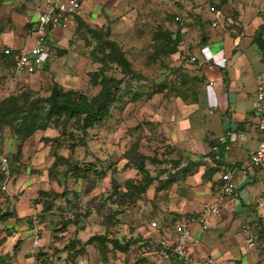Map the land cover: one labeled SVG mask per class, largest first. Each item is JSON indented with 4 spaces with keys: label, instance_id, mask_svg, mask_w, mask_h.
Returning <instances> with one entry per match:
<instances>
[{
    "label": "crops",
    "instance_id": "obj_1",
    "mask_svg": "<svg viewBox=\"0 0 264 264\" xmlns=\"http://www.w3.org/2000/svg\"><path fill=\"white\" fill-rule=\"evenodd\" d=\"M120 1L113 0V6ZM234 1L226 0L222 3L219 0L217 3L220 6H215L221 7L225 13L231 4L237 9ZM239 1L240 5H247L257 0ZM107 2L111 3L110 0H90L83 5L78 15L70 18L66 27H49L46 31V49L49 53L47 61L33 74L16 76L13 62L4 50L10 48L13 51H26L33 45L37 6L43 3L42 0H3L0 6L2 66H9L15 81H21L18 86H22V80H25L29 82L27 86L34 91L40 89L38 87L37 90L35 84H40V80L46 84L48 77L66 89L77 87L69 84L73 79L65 83L62 81L63 78L72 75V71H78L75 61L79 60L81 52L79 55V51L74 49L78 43L75 38L81 35L80 28L88 33L87 27L93 31L108 28L107 11L102 8L105 4L108 6ZM184 2L177 0L175 3L180 5ZM240 5L238 10L241 9ZM263 18L264 15L250 17V23L245 25L235 19L236 21H233L235 33L216 29L209 36L202 35L203 42L199 46L205 58L203 62L195 50L192 52L189 50L190 54L185 56L183 49L179 51L181 47H178L176 51L178 56L181 53L185 58H181L182 60H190L189 63H193L191 65L180 63L179 67L189 69L190 75L201 80L193 90L194 99L189 97L191 93L189 90L184 96L168 94V97H165L168 89L164 87L161 92L143 98L142 101L137 96L132 103L124 102L126 105L121 110L123 120L117 138L114 134L116 131L110 133V130L104 127L98 129L99 132L105 133V137L106 131L109 133L107 134L109 139L104 143L105 149H116L119 145L123 153L129 148L130 138L135 131L131 127L133 123L129 122L135 119L138 132L143 131V141L149 147L152 145V151L159 150L163 155V157L153 155L145 162V168L153 181L142 193L141 198L134 203V208L131 207L133 212L128 208L122 210L124 206L105 199L108 194L106 191L111 190L114 181L124 190L123 182H119L115 176L108 178L103 173L101 179L109 180L106 189L99 194L93 193L92 196H95L96 200L92 202L89 200V205L83 208L79 196L90 195L97 186L84 188V178L76 180L64 172V181L59 176L56 178L50 175L57 168L52 166L56 156L67 157L69 151L63 146L57 148L55 143L45 139L56 138L59 135L57 128L50 126L45 130L36 131L22 142L11 132L5 147H2L3 151L0 149L8 155L10 167H17L6 183V197L4 201H0V210L12 213L11 217L0 223L2 237L0 253L9 255L11 264H125V258L130 250L125 252L111 250L109 244L104 252L99 250L95 242L85 245L81 252H74V249L82 247L88 238L101 234L94 233L100 224L94 221L91 224L90 219L81 221L80 216L91 213L95 218L97 216L95 212L99 207L97 202L101 203L103 201L101 198L104 197L106 203L103 202L100 208L111 207L113 210L111 214H115L116 217L118 215L122 217L124 214L127 224H122L130 225L129 228L134 227L132 235L138 241L130 248H137L136 264H178L172 256L158 259L153 253L156 231L150 228V221L173 226L182 217L196 214L203 203L215 198L223 167L228 166L232 169L236 185V199L230 203L226 198H222L218 215L208 217L205 226L191 227L192 236L198 239V244H190L189 249L197 258L213 257L216 264H264V194L260 183L262 173L248 164L249 151L257 145L261 135L256 127L257 116L254 110L256 100L243 92L246 76L255 80L256 74L264 65ZM93 35L91 32V37L95 36ZM192 55L196 57L194 62L190 59ZM59 58L61 60H58ZM68 62L71 65H68ZM256 62L258 65L254 69L253 65ZM92 63L99 65L93 61L91 67ZM249 70L252 72L247 73ZM5 72L3 71L1 77L5 76L4 86L8 87L10 81L6 83L4 75L8 74L6 69ZM180 72L184 73L187 70L179 68L177 74H181ZM183 76L189 79L185 74ZM255 82L250 92L256 89ZM12 84L15 87L14 82ZM181 84L179 82L178 87ZM150 86L154 84L151 83ZM131 111L136 117L129 116ZM108 119L111 120V117ZM90 130L88 129V132ZM233 135H237L234 140ZM1 136H4L3 132ZM154 144L159 145V148ZM216 145L219 147L217 158L212 150ZM227 145L229 148L225 149ZM85 146L86 144L83 147ZM145 155L149 157V153L145 152ZM121 159L124 161L123 165L133 171L126 180L133 178L138 181L140 179L138 170L132 165H127L128 159L124 156ZM92 165L97 169L95 164ZM91 173L95 174L94 171ZM75 180L77 182H74ZM74 185H79V189H75ZM41 191L50 193L51 196L42 197ZM55 193L57 195L54 197ZM71 194L76 198H70ZM46 200L50 206L44 210L43 202ZM62 213L64 215L68 213L70 217L76 218L74 220L65 218L60 222ZM41 215H46L47 218L42 220ZM122 224H119V230L123 234H128L131 230L128 227L126 230ZM115 226L116 224L108 228V238L112 237ZM106 231L107 229L104 232ZM248 236L255 240L250 248L246 243ZM114 237L121 241L120 237L116 235ZM35 238H38L36 244ZM69 239L71 245L67 248ZM100 252L104 253L105 261Z\"/></svg>",
    "mask_w": 264,
    "mask_h": 264
},
{
    "label": "rangeland",
    "instance_id": "obj_2",
    "mask_svg": "<svg viewBox=\"0 0 264 264\" xmlns=\"http://www.w3.org/2000/svg\"><path fill=\"white\" fill-rule=\"evenodd\" d=\"M110 1L111 3L107 2L108 6L105 4L102 7L103 9L105 8L107 11L106 18L108 21L107 20L106 21L108 24L107 27L110 30L107 38L112 41H115L121 47L122 51L125 54V57L131 63L132 69L141 77L140 76L139 78L131 77L130 80L124 78L123 81L125 82L127 81V86L125 82L121 84L119 88L120 100L116 101L110 107L109 117H111V120L106 119L102 124L97 125L94 128H91V130L87 133V136L85 137L86 146L85 147L75 146L76 148L73 150L68 149L69 151L67 155H68V159L74 160L78 162V164L85 167H91L90 164H95V166L97 167L96 171L100 172V174L105 173L108 178L110 176H115L116 179L120 180L119 182H124L126 180V177H128V175L133 172L131 171L130 167H126L123 165L124 161L121 159V157L124 155L126 151H128L129 148L134 149V146L136 145L134 151L141 154H145V152L149 153V157L153 155L157 157L161 155L163 157V155L159 150L152 151L151 149L152 145L151 147H149L146 144V142L143 141L144 140L143 131L140 130L138 132L137 130L138 127H136L137 124L134 123L135 119L134 120L131 119L129 122V123H133L131 127L134 128L135 131L130 138L129 148L123 153L121 152L119 145H117L116 149L115 148H113L112 150L105 149L104 143L109 139L108 138L109 135H107L109 133L108 131H106V137H105L104 136L105 133L103 131L99 132L98 129L104 127L105 129L110 130V133H114V131H116L114 134L115 137L117 138L121 129V121L123 120V118L121 119L120 114L122 107L126 105V103H124L125 101H128V104L132 103V101H135L133 99L137 96L140 97V101H142L143 98L146 99L148 97H151V95H153L156 92H161L162 90L158 91V89L160 88L163 89V87H167L165 89L169 90L173 86V89L177 90L178 89L177 84L179 82L182 83V81H184L185 77L183 76V74H185L186 77H188L189 79L194 77L192 74L191 75L189 74L188 72L189 69L183 68L182 66L179 67L180 63H184V62L188 65L193 64V63H189L190 60L189 61L182 60L185 59L182 56L183 54L180 53L178 56L177 52L167 53V54L162 52L161 53L157 52V50H159L160 47L163 49V51L164 50L169 51L167 48L164 49L163 46L160 45V40H161L160 36L163 35L161 34V32L166 30L175 32L179 28H181L182 37L180 44L178 45V47H181L179 48V51L180 49H183V51L187 49L190 50L191 52L192 50H195V52L199 56L200 61L203 62L205 58L203 57L202 50L199 46L201 42V36L202 35L209 36V34L213 30H216L210 27L211 14L208 11V6H209L208 4L210 5L213 4L217 6H220V4L217 3V1L219 0H184L185 2L180 5H178L172 0H121L118 4H116V6H113L112 4L113 0ZM234 2L236 3L235 6L237 7V9L231 4V6L228 7L225 12L227 17L232 21L236 19L238 22L245 25L250 23L251 21L250 17H257V16L263 17L264 15V0L261 1L257 0L255 2H250L247 3V5L245 4L240 5L239 0ZM239 5L241 7V9H239L242 11L241 13L238 10ZM247 8L248 9L251 8V9L247 10ZM79 32H81V35L79 36V38L78 37L75 38L79 44L77 43L76 48H74L75 50L79 51V55L81 52V57L79 56L78 57L79 60L75 61V63H77L78 66V71L77 70L72 71L71 73L74 76L70 75L68 77H65L62 79V81L65 83L73 79V81L69 82V84L77 86L75 87L76 90L86 94L87 96H93L98 91L99 86L96 87L95 85L90 84L89 73H91V71L92 72L97 71L100 67V64L102 63V62L99 63L98 60L94 58L96 59V62L99 65L96 66L95 64L92 63L93 66L91 67V62L95 61L92 57L93 55L92 53L95 51L94 56H98L96 54V51H98L97 49L98 42L97 39L91 37V34L88 33L85 29L80 28ZM156 36L158 38H156ZM212 50H214L213 47ZM57 56H61V55H57ZM58 60H61V58H59ZM68 65L71 64L68 62ZM257 65L258 62L254 63L253 68L256 69ZM65 68H68V66H65ZM179 68L185 69L187 70V72L184 73L180 72L181 74H177ZM5 69L7 70L8 73V74H4L6 75V83L7 81L8 82L10 81V83L7 84L8 87L4 86L5 76L3 75L4 77H1L3 71L5 72ZM8 70H9V66L4 65L3 67L0 62V96L16 91L18 92L28 91L27 88L29 87L27 86V84H29V82L22 80V86L21 85L18 86V84H21V81L16 82L19 80L15 81V77H13V75H11L10 73V70L9 71ZM120 71L121 70L118 67H116L114 64L111 66H107V69L104 68V73L106 74L107 77L111 76L117 79L122 78V74ZM251 72L252 70L247 71V73H251ZM186 80L187 79L185 78V81ZM40 81H41L40 84L38 83L35 84L36 89L38 87H40V89L38 88L39 89V90L37 89L38 91H33L34 94H32L31 97H35L36 95L44 97L49 94V86L54 81L53 78L51 79L48 77L46 84L45 83L43 84V80ZM254 81L255 80L251 79L250 76H246L243 82L244 85L243 92H245L246 96H249L253 100H255L256 97L255 89L250 92V88L252 85H254ZM13 82L15 84V87H17L16 89L18 90L15 89L14 85L12 84ZM142 82L144 83L141 84ZM151 83H153L154 86H150ZM193 83H196V81L194 80ZM184 86L187 87L186 85ZM61 87L62 89H66V87L65 88L63 86ZM179 87H181V85ZM169 94L173 95L174 92L173 91L169 92ZM129 106H131V104ZM132 115L133 117H136L135 114H132L131 111L129 113V116L132 117ZM65 127H66L65 129H63V127L62 128L59 127L58 132H60L61 129H63L65 130V133L72 131L75 134L80 135V133L70 125H67ZM3 133L4 136L0 135V149L2 151H3L2 147H5V143L7 142V140H9V136L12 134L11 130L7 127L3 129ZM64 136L65 137L62 138L63 147L67 148L71 140L67 139L66 135ZM161 142L164 143V141ZM131 143L134 144L131 145ZM155 146L159 148V145H155ZM58 162L56 164L57 168L55 172L50 175L56 178L59 176L62 179V181H64L65 177L63 172H65L66 170V163L62 161H58ZM90 175H91L89 176L90 179H101L103 176V175L99 176L93 173H91ZM97 176L99 177L96 178ZM115 177H113L114 180H116ZM107 180L108 179H101L97 184L92 186V187L95 186L97 187L93 189L90 195L81 194L79 196L83 208L84 207L86 208L89 205V203L91 202L90 198H95V196H92L93 193L99 194L100 192L103 191V189H106V185H108L109 183V180L108 181ZM74 182L77 181L75 180ZM91 184L92 183H90V180L89 181L87 180L85 181V184H83V187L87 188L91 186ZM74 187L75 189H79V185H74ZM109 191L110 190L106 192L109 193ZM69 197L72 199L76 198L73 194L69 195ZM101 200H103V202L106 203L104 197ZM127 202L128 201L118 205L124 206L122 210L128 208L131 212H133L134 210L131 207L133 206L134 208L135 202L134 203H129V202L127 203ZM97 204H99V202H97ZM97 209L98 210L95 212L97 216L95 218H93L94 215L91 216V213L89 214L90 216L87 215L86 213L80 216L81 221L90 219L89 221L91 224L92 221H94V223L100 224V227H98L97 230L94 231L95 234H97V232L99 233L101 232V234H104L105 233L104 231L107 229L105 233V236H107L109 233L108 228L116 224L112 232L111 238H115L114 235H116L121 238V241L118 239L120 242H125L129 239L133 241L135 240V242L130 244V246L134 245V243L138 241L132 235L134 227L129 228L131 227L130 225L124 226L122 224V223H126V219H127L126 217H124V214L122 215V217L119 215L117 217L114 216L115 214H111L113 212L111 207L109 208L98 207ZM108 215L111 216V218H107L109 217ZM41 216H43L41 217V219L43 218L42 220H45L47 218L46 215L45 216L41 215ZM38 218H40V216ZM65 218L74 220L76 217H70L68 213L66 215L62 213L60 215V222L65 220ZM114 220H116L115 223ZM130 223L132 224V222ZM119 224H122L126 230L128 227L131 231L128 234H123V232L119 230V226H120ZM126 235L128 236L127 238ZM1 238L2 237H0V240ZM69 240L70 242L66 244L67 248H70L71 245V239ZM130 246L128 247V250H130L128 256L130 257L128 258V256H126L125 264H136L138 262V260L135 259L137 258L136 256L137 248L134 247L133 249H131ZM100 254L103 259L104 253L100 252Z\"/></svg>",
    "mask_w": 264,
    "mask_h": 264
},
{
    "label": "trees",
    "instance_id": "obj_3",
    "mask_svg": "<svg viewBox=\"0 0 264 264\" xmlns=\"http://www.w3.org/2000/svg\"><path fill=\"white\" fill-rule=\"evenodd\" d=\"M224 3L226 0H220ZM3 0H0V6ZM89 33H94V37L97 39V49L92 53L93 59L96 58L100 64V67L97 71L89 73V82L91 85L99 86L98 91L93 96H87L86 94L76 90L75 88L62 89V87L53 81L49 86V94L47 96L41 97L36 95L31 97L34 94V90L27 88L28 91L21 92H12L0 96V135L3 132L5 127L9 128L11 132L20 140L24 141L36 131L45 130L46 128L53 126L55 128L63 127L65 129L67 125L73 127L80 135L75 134L72 131L65 133V130L61 129L59 135L51 140L57 145V148L63 146V139L66 135V138L71 140L70 144L67 146V149H73L75 146H84L86 143L85 137L87 136L88 129L94 128L97 125H100L104 120L108 119L110 116V107L118 100H120L119 88L121 84L125 81L124 78L130 80L131 77L139 78L138 75L131 67V63L125 57L124 52L121 47L115 42L108 39L109 29H104L100 31H93L91 28L87 27ZM261 30V29H260ZM258 31V36L260 34ZM160 36V45L163 48H167L169 51H163L160 47L157 50L158 53H175L178 50V45L180 44L182 33L181 28L175 32L169 30L162 31ZM158 36V35H157ZM156 36V38H158ZM201 40L200 43H202ZM101 54V55H100ZM100 55V56H99ZM96 59H94L96 61ZM115 65L121 71L122 78L107 77L104 73V68L107 69V66ZM105 65V66H104ZM141 77V76H140ZM196 83H193V81ZM188 81V82H187ZM190 81V82H189ZM201 82L197 77H193L189 80L184 79L182 81L181 87L178 89H173V86L165 93V97H168V92H174L173 95H187V91H191L190 98L194 99L195 93L194 89ZM127 86V81L125 82ZM186 85L187 87H185ZM194 85V86H193ZM164 88V87H163ZM163 90L162 88L158 91ZM136 146V145H135ZM134 146V149L136 148ZM130 148L124 153V157L128 159L127 165L134 166L138 173L140 174V179L135 181L133 178H129L123 182L121 189L120 185L117 182L112 183V188L109 191L105 199L111 200L113 203L121 204L128 201L129 203H134L137 199L141 198L142 193L148 188L152 183L153 179L150 177L148 170L145 168V162L148 158L145 154L138 153ZM62 161L66 163V170L64 173L69 174L74 179L84 178L85 181L88 180L89 175L94 171L97 175H102L100 172H97L96 169L91 167H85L78 162L68 159L63 156H56L53 163V168H55L56 163ZM89 165V166H90ZM17 167H10V172ZM19 168V167H18ZM97 176L96 178H98ZM4 177L0 175V185ZM91 186L97 184L100 179H89ZM88 180V181H89ZM42 197H50V193L40 192ZM57 193L54 194V197ZM102 195V194H101ZM96 200V198L90 199ZM103 199V197L101 198ZM47 200L43 202L44 210H47L50 206V203L47 205ZM127 202V203H128ZM99 207L103 206V201L99 204ZM12 213L5 212L0 210V223L4 220L11 217ZM66 225V223H65ZM96 242L99 250L104 252V249L108 246H111L109 249L117 250L120 252H125L128 250L130 244L135 242V240H127L125 242H120L115 238H108L104 234L94 235L88 238L82 247L79 249H74V252H81L84 250V246ZM105 255H103V260ZM0 264H11L10 256L7 254L0 253Z\"/></svg>",
    "mask_w": 264,
    "mask_h": 264
},
{
    "label": "built area",
    "instance_id": "obj_4",
    "mask_svg": "<svg viewBox=\"0 0 264 264\" xmlns=\"http://www.w3.org/2000/svg\"><path fill=\"white\" fill-rule=\"evenodd\" d=\"M90 0H42L43 5L37 6V22L33 30V45L26 51H13L6 48L4 52L8 54L13 62V71L16 76L30 75L36 72L37 68L43 65L49 53L46 49V31L49 27H66L72 16L80 13L84 4ZM177 2V0H173ZM234 1V0H228ZM208 11L211 14L210 27L214 29L226 30L235 33V23L227 17L221 7L209 5ZM264 39V31L262 32ZM189 50H184V55L188 56ZM191 61L196 57L190 56ZM256 89L254 107L257 123L256 127L260 133L257 145L249 151L248 164L250 167L261 172L260 183L264 194V65L255 76ZM233 135L232 139H236ZM232 139L230 140L232 142ZM228 149L229 146H225ZM212 150L219 152L218 145ZM0 175L4 177L0 189L6 191V183L10 177V165L7 155L0 152ZM222 198H226L230 203L236 199V185L233 180L232 169L224 166L220 175V184L215 198L205 202L196 214L182 217L173 226H166L157 221H150L149 226L156 231L153 241V253L158 259L172 256L178 264H216L213 257L207 256L197 258L189 249L190 244H198V239L192 236L191 227L193 225L205 226L207 218L220 213L219 203ZM5 194L0 196L4 201ZM36 218V214H34ZM245 229V226L243 227ZM38 242L35 238L34 244ZM248 247H252L255 240L252 236L246 239Z\"/></svg>",
    "mask_w": 264,
    "mask_h": 264
},
{
    "label": "clouds",
    "instance_id": "obj_5",
    "mask_svg": "<svg viewBox=\"0 0 264 264\" xmlns=\"http://www.w3.org/2000/svg\"><path fill=\"white\" fill-rule=\"evenodd\" d=\"M0 152L3 153V154H5V155H7L6 153L2 152L1 150H0ZM7 157H8V155H7ZM8 159H9V157H8ZM9 165H10V161H9ZM10 176H11V172H10ZM9 178H10V177H9ZM3 180H4V179H3ZM8 180H9V179H8ZM7 182H8V181H7ZM1 184H2V183H1ZM0 186H1V185H0ZM0 191H1V195H2V194H5V197H6L7 187H6V191H5V192H3L1 189H0ZM1 195H0V196H1ZM0 201H1V200H0Z\"/></svg>",
    "mask_w": 264,
    "mask_h": 264
}]
</instances>
